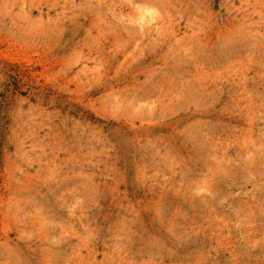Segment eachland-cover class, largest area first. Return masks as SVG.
I'll use <instances>...</instances> for the list:
<instances>
[{
	"label": "rangeland",
	"instance_id": "obj_1",
	"mask_svg": "<svg viewBox=\"0 0 264 264\" xmlns=\"http://www.w3.org/2000/svg\"><path fill=\"white\" fill-rule=\"evenodd\" d=\"M0 264H264V0H0Z\"/></svg>",
	"mask_w": 264,
	"mask_h": 264
}]
</instances>
